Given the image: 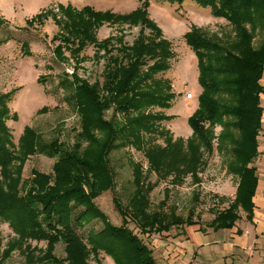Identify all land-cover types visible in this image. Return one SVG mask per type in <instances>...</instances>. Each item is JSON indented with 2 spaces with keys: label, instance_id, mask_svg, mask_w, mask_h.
Listing matches in <instances>:
<instances>
[{
  "label": "trees",
  "instance_id": "16d2710c",
  "mask_svg": "<svg viewBox=\"0 0 264 264\" xmlns=\"http://www.w3.org/2000/svg\"><path fill=\"white\" fill-rule=\"evenodd\" d=\"M138 1L140 7L127 15L90 7L61 8L66 21L58 23L61 31L53 38L60 41L55 50L59 58L64 61V52L68 51L73 59L82 62L79 53L91 44L108 55L102 84L81 78L75 66L69 85L81 130L71 148L58 140L44 143L31 127L24 129L16 145L8 126L9 120L19 119L9 107L14 91L0 95V220L7 222L18 237L14 244L3 248L0 232V264L11 256L16 244L27 245L29 252L33 250L32 241L47 243L45 254L37 261L90 264L93 254L96 264H103L101 254L105 253L115 264H158L153 250L129 227L130 222L142 234H159L175 226L196 225L195 210L191 209L187 217L173 210L170 215L151 213L143 220L149 206L145 192L151 191L154 184L143 178V165L134 163L138 199H132L130 211L116 202L124 215V224L120 227L111 224L95 198L114 186L109 157L119 146L143 152L150 165L149 172H154L159 180L171 177L175 184H181L188 176L199 181L206 153L212 154L217 149L227 154V170L239 178L236 197L215 215L209 227L234 229L241 219L240 210L246 213L249 222L254 221L259 178L253 163L261 154L258 138L264 116V0H193L200 7L209 8L216 18L227 20L233 36L226 43L197 26L184 35L197 56L202 87L198 107L188 118L192 135L186 140L174 139L162 127L163 122L174 119L164 111L173 106L176 93L173 82L159 74L171 69L175 51L148 16L150 0ZM163 1L179 5L185 2ZM48 16L49 12H42L28 24L42 23ZM119 21L141 23L150 29V34L142 32L131 45L123 37L98 41L99 26ZM7 23L0 15V30ZM113 40L120 44L115 48L117 52L111 44ZM22 48L30 55L28 42H23ZM109 110L110 118L106 115ZM159 138H163L164 144L157 142ZM39 151L58 157L54 171H34L23 193L22 168ZM96 220L103 222V228L90 230L85 239L78 228ZM60 242L65 244V258L55 255ZM35 258L28 254V263L36 264Z\"/></svg>",
  "mask_w": 264,
  "mask_h": 264
},
{
  "label": "rangeland",
  "instance_id": "374dc122",
  "mask_svg": "<svg viewBox=\"0 0 264 264\" xmlns=\"http://www.w3.org/2000/svg\"><path fill=\"white\" fill-rule=\"evenodd\" d=\"M140 5L138 0H0V15L8 21L0 30V41L4 42L0 44V95L14 91L9 107L12 113L18 114L19 119L9 120L8 126L12 130L16 145L24 129L31 127L40 134L44 143L49 144L58 140L67 148H71L81 130L80 117L71 97L73 91L69 85L75 66L77 74L90 83L102 84L104 81L108 56L105 55L104 49L98 51L94 44L85 46L79 53L82 62H77L66 50L64 61L57 56L55 50L60 41L53 38L61 31L58 23L64 24L66 21L61 8L71 6L76 10H82L90 7L95 11L127 15ZM42 12H49V16L44 18L42 23L28 24L29 20ZM148 16L162 30L163 37L171 41L175 51L171 69L159 74L173 82V90L176 93L173 106L164 111L174 116V119L163 122L162 127L168 129L174 139L186 140L192 135L188 118L198 107L202 87L199 82L197 56L187 45L184 35L192 26H197L207 34L216 35L227 43L233 36L232 27L227 20L216 18L209 8L200 7L193 0H185L182 5L163 0H150ZM142 32L149 35L150 29L141 23L104 22L97 29V39L103 41L109 37L116 39L123 37L124 42L131 45ZM23 42H28L30 55H26L22 48ZM111 44L117 52L115 48L120 44L116 40ZM262 104L264 106V94ZM41 109L43 111L39 112ZM106 115L110 118L112 111H107ZM263 129L258 138L259 144H262L261 151ZM220 130L218 127L216 132L219 133ZM157 142L164 144L163 138H159ZM261 156L264 157L260 154L259 157ZM259 157L256 158L254 165L258 163ZM57 159L58 157H50L40 151L31 155L22 168L23 193L28 181L33 177V172L53 173ZM260 160L264 161V158ZM228 161L229 156L217 149L212 154L206 153L199 181L188 176L181 184H175L171 177L159 180L154 172L150 173V165L143 152L119 146L109 157L114 173V186L96 197L95 203L111 224L122 226L124 215L116 202L122 209L131 210V201L137 197L138 189L134 182L133 164L140 163L144 168L143 178L146 182L151 181L154 184L151 191L145 192L149 198V206H146L142 219H147L151 213L170 215L173 210L187 217L190 210L194 209V218L198 222L194 226H175L168 232L149 235L142 234L135 224L130 222L129 227L151 247L158 264H260L264 261V243L257 241L253 249L248 248L246 228L251 223L247 221L243 210H240L241 219L234 229L218 231L225 234L223 237L222 233L216 234L220 239L214 241L213 229L209 227L215 215L226 209L236 197L239 178L228 172ZM102 228L103 222L96 220L84 228H78V232L87 239L90 230L99 231ZM188 230L192 237L200 235L199 232L203 231L204 240L208 243L195 242L197 244L194 243V248H191L186 243L191 240L186 234ZM0 232L3 248L8 244H14L18 238L10 225L2 220ZM248 232L251 233V230ZM31 244L33 250L30 252L26 248L27 245L16 244L11 256L3 264H29L28 254L36 256L33 263L55 264L49 260L37 261L46 252V242L32 241ZM231 244L241 248V251L237 250L236 255L227 254L226 257H219L218 260L215 252L222 253L225 247ZM36 246L38 249L34 250ZM55 255L58 258L66 257L63 242L56 245ZM93 256L92 254L89 259L90 264H96ZM101 258L103 264H115L105 253L101 254Z\"/></svg>",
  "mask_w": 264,
  "mask_h": 264
},
{
  "label": "crops",
  "instance_id": "0c3cea01",
  "mask_svg": "<svg viewBox=\"0 0 264 264\" xmlns=\"http://www.w3.org/2000/svg\"><path fill=\"white\" fill-rule=\"evenodd\" d=\"M262 84L264 86V75H263V78H262ZM263 124H264V117H263ZM262 139H263V147H262V149H264V132H263V135H262ZM260 158H264V157H262V156L259 157L258 163L255 164L257 166V169H258L257 174H258V178H259L258 187H257L256 195H255V198H254L255 205H256L255 206V216H254V221L253 222H249L251 224L246 228L247 229L246 233H248L247 240H248V248L249 249H251V248L253 249V247H254V245H255V243L257 241H258V243H260V242L264 243V161L260 160ZM219 230H221V229H218V230H214L213 229L212 230L213 231L212 235L215 236L214 237V241H215V239H217V240L220 239V238H218V236H216V234L222 233V232H218ZM249 230H251V233L248 232ZM202 232L203 231L199 232L200 235H198V236L195 235V236L192 237V233L188 230L186 232V234H187V237L191 238V240L186 241L187 245H190L191 248H194L193 245H194L195 242H197V243L199 242L201 244L202 243L203 244L208 243V241L204 240V235L202 234ZM206 234H208V233H206ZM221 235H222V237L225 236L224 233H222ZM197 243H195V244H197ZM237 250L241 251V248L240 249L236 248V246H234L233 244L227 245V247H225L224 252H222V253H225L226 255L222 254L221 251H218V252H215L216 253V258L218 260H220L219 257H226L227 254L228 255H230V254H232V255L235 254L236 255V253H238V252H236ZM260 264H264V261H262Z\"/></svg>",
  "mask_w": 264,
  "mask_h": 264
},
{
  "label": "built area",
  "instance_id": "2783aa9c",
  "mask_svg": "<svg viewBox=\"0 0 264 264\" xmlns=\"http://www.w3.org/2000/svg\"><path fill=\"white\" fill-rule=\"evenodd\" d=\"M261 154L264 156V149L261 151Z\"/></svg>",
  "mask_w": 264,
  "mask_h": 264
}]
</instances>
